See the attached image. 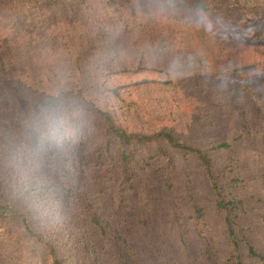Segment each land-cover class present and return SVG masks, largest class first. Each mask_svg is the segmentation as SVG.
<instances>
[{
  "label": "trees",
  "instance_id": "trees-1",
  "mask_svg": "<svg viewBox=\"0 0 264 264\" xmlns=\"http://www.w3.org/2000/svg\"><path fill=\"white\" fill-rule=\"evenodd\" d=\"M149 3L0 0V264H264V0Z\"/></svg>",
  "mask_w": 264,
  "mask_h": 264
},
{
  "label": "clouds",
  "instance_id": "clouds-1",
  "mask_svg": "<svg viewBox=\"0 0 264 264\" xmlns=\"http://www.w3.org/2000/svg\"><path fill=\"white\" fill-rule=\"evenodd\" d=\"M184 0H150L146 11L141 9V15L147 16L155 20H167L169 17L174 16L180 11V5ZM187 21L193 24L197 29L202 28L206 33L216 35L223 33L222 38L225 40H242L245 44L246 32L245 28L240 25V30L233 32L231 22L223 17L216 16L215 18L202 6H196L190 9V14L186 17ZM174 63H179V57H176Z\"/></svg>",
  "mask_w": 264,
  "mask_h": 264
},
{
  "label": "rangeland",
  "instance_id": "rangeland-1",
  "mask_svg": "<svg viewBox=\"0 0 264 264\" xmlns=\"http://www.w3.org/2000/svg\"><path fill=\"white\" fill-rule=\"evenodd\" d=\"M5 235H6L5 225L3 224V222L0 221V251H3V249L5 248V244H6Z\"/></svg>",
  "mask_w": 264,
  "mask_h": 264
}]
</instances>
